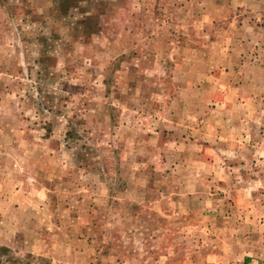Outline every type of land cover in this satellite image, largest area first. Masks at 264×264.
Segmentation results:
<instances>
[{
    "label": "rangeland",
    "instance_id": "obj_1",
    "mask_svg": "<svg viewBox=\"0 0 264 264\" xmlns=\"http://www.w3.org/2000/svg\"><path fill=\"white\" fill-rule=\"evenodd\" d=\"M214 1L0 0V245L34 264H251L259 234L218 212L263 214L264 0L247 101L223 57L247 9L211 20ZM223 117L251 118L255 148L199 145Z\"/></svg>",
    "mask_w": 264,
    "mask_h": 264
},
{
    "label": "crops",
    "instance_id": "obj_2",
    "mask_svg": "<svg viewBox=\"0 0 264 264\" xmlns=\"http://www.w3.org/2000/svg\"><path fill=\"white\" fill-rule=\"evenodd\" d=\"M259 1H263V0H259ZM254 4H255V0H215L212 4L213 7H211V9L213 10L211 12L212 13L211 20L215 19V17H213V14L215 15V14L220 13L222 18H226L234 10H237L238 7L240 8L244 7V9L245 8L247 9V8H251ZM227 12H230V13L227 15L226 14ZM245 12L247 13V16L243 20L231 18L233 20L231 21L232 23L228 22L229 27L233 25L231 26V30L229 31L230 35L233 37V46L229 47V51L223 57L227 59L224 63H230L231 73H235L236 76L239 77L236 84H233L234 86H236V90L239 92L243 90L245 91L247 90V92H249V95H247L246 98L241 97V100L245 99L247 101V100H251V96L253 92H257L259 90V86L255 83V81L257 80L254 78V74L251 73V68L253 64V61L251 60V58L255 60L256 57L253 55V53L258 52L256 50V45H257V41L255 39L256 37L253 36V34L258 35L261 27L258 26V23L255 20H251V14H250L251 11H248L247 9V11ZM225 14L227 16H225ZM261 16H262V19L260 20L264 22V12L261 14ZM260 63L263 64V66L261 67V72L264 74V59L261 60ZM244 73L245 75H242ZM235 120H233V122L231 123L233 126L231 129L229 127H226V123H228L229 121L227 117H223L221 118L220 122H217L218 127L221 128V130H216L214 132H208L206 128L210 127L209 125H206L205 128H203L204 126L200 127L202 132H199V134L201 133L202 136L197 135V137L200 139L199 145H202L203 143L208 141L206 137L212 138L213 142L215 143L217 142L216 144L218 145L222 144L223 140L239 142V139L246 137L248 138V140L251 141L250 146L252 148H255V146H253L252 143L256 142L255 141V139L257 138L256 134L258 133L253 129L254 124L251 123L252 119L250 118L249 119L250 121L246 120L245 124H242L243 122L242 120L239 121L240 118L237 120V122H235ZM242 125H244L246 128L243 134L241 133L240 130H238ZM249 125H251V128L248 127ZM233 145H235L233 146V149H236V144L234 143ZM204 149H207V147H204ZM223 186L226 187V182L225 183L223 182ZM236 193L238 194L239 191H235L233 195H235ZM254 195L253 193H250L249 195H247L248 197L243 196L241 199L242 205H245L246 203L250 202L249 198L252 199V196ZM232 200H234L236 204L238 203V207H242L239 204L238 202L239 200L236 197H233ZM260 208L262 211L261 213H263L261 214L260 217L253 215L252 211L251 210L248 211V209L246 208L247 215L245 216L244 220H243L244 216L242 217V215L238 214L239 219H241V221L238 222L237 225L235 224V222H237L238 217L236 219L235 218L236 215L232 214V211L225 212V213L218 212V214H221L219 215V217H222L224 219L234 220L233 224L235 228H239L241 225H243V227L248 226V228L249 226H252L253 230L252 232L251 231L250 232L251 233L255 232L259 234L260 241H258V246H252V248L250 246L249 251H246L243 255V259L245 261H249V263L251 264H264V198H263V201H261L260 203ZM227 222H229V220ZM235 228H232L231 225H229L228 231H231L232 233L235 230ZM223 229H226V226H223ZM236 231L234 233H237V236L239 237L238 232ZM229 250H230V259H231L232 256H235L236 253H235V250L233 249V246H230ZM216 253L219 256V258L223 257L221 248L219 250H216Z\"/></svg>",
    "mask_w": 264,
    "mask_h": 264
},
{
    "label": "trees",
    "instance_id": "obj_3",
    "mask_svg": "<svg viewBox=\"0 0 264 264\" xmlns=\"http://www.w3.org/2000/svg\"><path fill=\"white\" fill-rule=\"evenodd\" d=\"M35 258L32 254L27 253L22 257L16 256L8 246L0 245V264H34ZM37 264H41L43 261ZM48 264V263H46Z\"/></svg>",
    "mask_w": 264,
    "mask_h": 264
}]
</instances>
